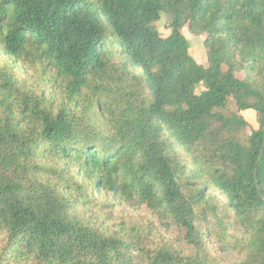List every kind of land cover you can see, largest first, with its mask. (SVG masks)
I'll return each mask as SVG.
<instances>
[{
	"label": "trees",
	"instance_id": "obj_1",
	"mask_svg": "<svg viewBox=\"0 0 264 264\" xmlns=\"http://www.w3.org/2000/svg\"><path fill=\"white\" fill-rule=\"evenodd\" d=\"M263 150L264 0H0V264H264ZM109 198L185 247L108 233Z\"/></svg>",
	"mask_w": 264,
	"mask_h": 264
},
{
	"label": "rangeland",
	"instance_id": "obj_2",
	"mask_svg": "<svg viewBox=\"0 0 264 264\" xmlns=\"http://www.w3.org/2000/svg\"><path fill=\"white\" fill-rule=\"evenodd\" d=\"M168 25L169 17L166 14H163L158 23L159 31L163 37H168L170 35ZM183 34L190 44L191 55L199 64L206 65L207 56L204 37L192 35L187 28L183 30ZM35 68L24 69L18 67L16 68V72L27 82V85L30 88L40 87L42 90L47 91L54 88L53 91L56 92V95L59 98V88L48 82L50 80L48 79L50 73L45 77L43 67ZM239 77L244 78V75L240 74ZM202 90L203 88L199 87L198 93ZM235 111L236 104L231 97L225 113L230 115ZM246 119L249 122L250 127H257L254 114H248ZM107 200L109 201V205L106 207L102 206L99 208L92 204L90 206V213L97 214L100 223L103 224V229H106L108 233L117 235L127 234L136 227L137 229L144 230L145 234H149L148 245L152 248L167 243L174 244L176 247H185L183 243V237L185 234L184 229L174 224L171 220L162 219L158 214L153 213L146 206L140 205L137 200H133L129 203L120 201V199L110 201L109 198ZM210 247L212 253L222 260V264H234V257L230 254L221 252L212 241H210Z\"/></svg>",
	"mask_w": 264,
	"mask_h": 264
},
{
	"label": "crops",
	"instance_id": "obj_3",
	"mask_svg": "<svg viewBox=\"0 0 264 264\" xmlns=\"http://www.w3.org/2000/svg\"><path fill=\"white\" fill-rule=\"evenodd\" d=\"M202 65H204V64H202ZM204 66H207V63H206V65H204ZM252 110H249V111H245V112H243L242 114H243V116L246 118V116L248 115V114H250V115H255V123H257V115L255 114L256 112H251ZM254 128H256V127H254Z\"/></svg>",
	"mask_w": 264,
	"mask_h": 264
},
{
	"label": "water",
	"instance_id": "obj_4",
	"mask_svg": "<svg viewBox=\"0 0 264 264\" xmlns=\"http://www.w3.org/2000/svg\"><path fill=\"white\" fill-rule=\"evenodd\" d=\"M264 150L261 152V156L263 155Z\"/></svg>",
	"mask_w": 264,
	"mask_h": 264
}]
</instances>
